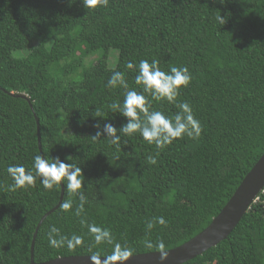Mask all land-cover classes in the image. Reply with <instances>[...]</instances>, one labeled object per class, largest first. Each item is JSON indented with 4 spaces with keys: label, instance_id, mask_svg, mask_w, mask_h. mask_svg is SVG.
<instances>
[{
    "label": "trees",
    "instance_id": "obj_1",
    "mask_svg": "<svg viewBox=\"0 0 264 264\" xmlns=\"http://www.w3.org/2000/svg\"><path fill=\"white\" fill-rule=\"evenodd\" d=\"M141 59L159 60L164 71L189 68L191 83L177 99L191 104L203 128L198 140L162 150L156 165L147 162L155 146L138 134L121 135L119 147L92 138L97 124L126 122L109 109L125 90L105 85L117 70L136 88L125 64ZM152 107L178 111L166 101ZM263 152L264 0H110L95 10L82 0H0V264H29L36 226L60 197V188L45 191L39 180L9 191V165L29 169L42 154L82 169L85 211L74 214L79 201L64 188L61 202L73 200V212L58 205L42 220L33 253L40 263L112 254V244L95 245L82 219L109 228L132 254L157 251L145 238L166 250L181 245L220 212ZM257 197L225 239L181 264H264V192ZM160 216L167 226L149 232L147 222ZM51 227L83 244L50 247Z\"/></svg>",
    "mask_w": 264,
    "mask_h": 264
},
{
    "label": "clouds",
    "instance_id": "obj_2",
    "mask_svg": "<svg viewBox=\"0 0 264 264\" xmlns=\"http://www.w3.org/2000/svg\"><path fill=\"white\" fill-rule=\"evenodd\" d=\"M73 2L74 0H69L70 4ZM109 2L110 0H82L87 10H95L98 7L107 8ZM219 2L223 4L225 0H219ZM215 19L220 26L225 23V17L220 13ZM125 68L135 72L136 88H130L126 73L117 70L112 71L105 87L125 90L122 102L114 101L109 105V109L112 113L125 118L126 122L122 123L119 128L111 122L104 123L102 129L99 124L95 125L98 131L92 136L93 139H100L103 136L108 139L109 143L119 147L121 135L135 136L138 134L148 145L155 146V155H148L147 162L156 165L160 152L174 141L185 137L193 141L200 138L203 128L200 120L195 117L191 104L177 99L181 89L187 88L192 80L187 66H173L168 71H164L160 67L159 60L141 59L138 62L127 61ZM163 101L174 104L178 108L174 116H168L160 110L153 109V102ZM7 172L12 179V183L8 185L9 191L35 187L37 180L45 191H52L63 186L79 201L74 214L80 217L85 211L88 198L81 191L85 188L84 176L77 164L65 162L58 156L49 161L42 154H37L33 157L31 168L26 169L22 164H14L7 167ZM59 208L65 213L73 212V200L61 202ZM81 223L86 224L95 245H113L112 254L106 256L103 261L98 254L92 255L90 258L94 264H116L117 261L123 264L132 256V249L118 242L114 243L109 228L87 223L83 219ZM167 223L168 221L163 216L156 217L147 222V230L151 232L157 224L167 226ZM48 244L53 248L67 247L71 251L83 244V237L75 234L62 235L58 228L51 227L48 232ZM143 244L148 249L155 246L157 252L160 253V261L167 258L168 252L163 241L154 245L150 239L145 238Z\"/></svg>",
    "mask_w": 264,
    "mask_h": 264
},
{
    "label": "water",
    "instance_id": "obj_3",
    "mask_svg": "<svg viewBox=\"0 0 264 264\" xmlns=\"http://www.w3.org/2000/svg\"><path fill=\"white\" fill-rule=\"evenodd\" d=\"M16 96L25 98L27 96L23 93H18ZM30 103V102H29ZM32 108L31 103L29 104ZM37 124V143L38 149L41 152L40 133L38 119L34 115ZM264 187V152L255 162L252 168L247 172L241 180L231 197L220 210V212L211 220V222L198 234L190 238L188 241L174 248L168 249V256L164 261L159 260L160 253L157 251L132 254V256L124 261L123 264H181L191 258L201 254L208 248L216 245L221 240L225 239L232 231L235 225L239 222L241 217L250 207L254 198L259 191ZM64 187L60 188V197L58 203L49 211H47L38 222L36 230L33 234V239L30 245V260L29 264H94L91 262L92 255H70L61 256L44 262H34V239L36 231L46 215L52 212L60 204ZM103 261L106 259L100 256ZM116 264H121L117 261Z\"/></svg>",
    "mask_w": 264,
    "mask_h": 264
},
{
    "label": "rangeland",
    "instance_id": "obj_4",
    "mask_svg": "<svg viewBox=\"0 0 264 264\" xmlns=\"http://www.w3.org/2000/svg\"><path fill=\"white\" fill-rule=\"evenodd\" d=\"M109 54H110V55H114L115 57H117V50H115V49H110ZM115 57H114V58L111 57V59H110V57H109V59H108V61H107L109 67H114V66H115V64H116V58H115ZM92 58H94V55H93V56H90V57L88 58V60H91Z\"/></svg>",
    "mask_w": 264,
    "mask_h": 264
},
{
    "label": "bare ground",
    "instance_id": "obj_5",
    "mask_svg": "<svg viewBox=\"0 0 264 264\" xmlns=\"http://www.w3.org/2000/svg\"><path fill=\"white\" fill-rule=\"evenodd\" d=\"M260 192H261V193L264 192V187L259 191V193H260ZM259 193H258V194H259ZM258 194H257V196H258ZM257 196L254 198L253 202H255V201L257 200V198H258ZM251 204H252V203H251Z\"/></svg>",
    "mask_w": 264,
    "mask_h": 264
}]
</instances>
